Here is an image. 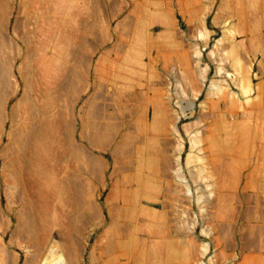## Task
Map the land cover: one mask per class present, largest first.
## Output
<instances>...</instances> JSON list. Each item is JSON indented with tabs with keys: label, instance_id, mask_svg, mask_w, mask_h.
<instances>
[{
	"label": "rangeland",
	"instance_id": "1",
	"mask_svg": "<svg viewBox=\"0 0 264 264\" xmlns=\"http://www.w3.org/2000/svg\"><path fill=\"white\" fill-rule=\"evenodd\" d=\"M0 104V264H264V0H0Z\"/></svg>",
	"mask_w": 264,
	"mask_h": 264
},
{
	"label": "bare ground",
	"instance_id": "2",
	"mask_svg": "<svg viewBox=\"0 0 264 264\" xmlns=\"http://www.w3.org/2000/svg\"><path fill=\"white\" fill-rule=\"evenodd\" d=\"M141 38V37H140ZM61 39L60 40H56L55 41V43H56V48H57V45L58 44H60V46H61ZM59 46V45H58ZM52 53H55V50L52 52ZM62 54V51H60V47H58L57 49H56V55H59V56H62L61 55ZM194 57H198V52H195V54H194ZM132 58V57H131ZM51 61V60H50ZM46 62V63H51V62ZM47 66V65H46ZM52 67V66H51ZM50 67V68H51ZM45 68H47V70L49 71V67H45ZM216 87V86H215ZM210 94V93H209ZM214 94V93H213ZM1 105V104H0ZM188 105H190V104H188ZM178 106V105H177ZM189 107V106H188ZM187 107V108H188ZM184 109V108H183ZM191 110V107H189L188 108V111H190ZM193 142H194V144H196L197 142H198V139H196L195 137L193 138ZM187 158H188V156H187ZM149 209V208H148ZM171 254V253H170Z\"/></svg>",
	"mask_w": 264,
	"mask_h": 264
}]
</instances>
